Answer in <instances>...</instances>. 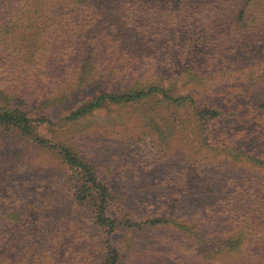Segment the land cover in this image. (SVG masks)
Returning <instances> with one entry per match:
<instances>
[{
    "label": "rangeland",
    "instance_id": "1",
    "mask_svg": "<svg viewBox=\"0 0 264 264\" xmlns=\"http://www.w3.org/2000/svg\"><path fill=\"white\" fill-rule=\"evenodd\" d=\"M120 1L115 0V7L107 11L113 23L122 18ZM59 7L54 8L57 20L67 11ZM72 16L79 23L69 26L68 33L85 19ZM68 33L64 40L49 43L48 79L31 75L14 91L18 96L15 102L31 116L53 114L52 123L38 124L40 134L52 141L38 143L18 128L0 123V237L11 252L7 264H99L107 254L102 242L108 229L97 223L89 197L75 196L86 177L81 168L66 162L60 152L63 147L96 166L101 179L116 194L109 215L118 224L122 222L111 239L121 254L119 264H196L209 247L207 240L235 233L239 195L251 197L253 207L264 208V168L245 160L235 164L234 153L224 149L241 135L248 149L263 153L264 134L257 132L258 123L246 126V119L236 122L224 116L225 120L212 127L218 142L193 152L186 132L166 119L160 109L159 118L151 120L156 117L152 104H111L65 121V108L100 90L93 84L73 90L74 57L58 63L63 58L60 50L72 44L67 42ZM209 77L215 78L204 75L198 82L205 99L220 100L219 106L229 109L228 100L243 96L231 87V82L240 83V78L211 83ZM214 84L217 86L210 90ZM251 97L253 101L242 105L240 113L264 100V81ZM162 129H167L168 137L161 140ZM156 217H167L170 222L150 223ZM199 233L204 242L197 237Z\"/></svg>",
    "mask_w": 264,
    "mask_h": 264
},
{
    "label": "trees",
    "instance_id": "2",
    "mask_svg": "<svg viewBox=\"0 0 264 264\" xmlns=\"http://www.w3.org/2000/svg\"><path fill=\"white\" fill-rule=\"evenodd\" d=\"M9 1H0L1 124L18 128L38 143L52 141L40 134L38 124L52 123L53 114L41 112L31 116L15 102L18 96L14 91L31 75L48 79L49 43L53 39L64 40L66 29L79 23L72 16L76 14L87 21L70 28L67 42L72 44L60 50L63 58L58 63L64 64L67 58L74 57L73 90L92 84L100 90L65 108V121L77 120L106 105L141 102L154 105L153 122L159 118L160 109L166 119L180 126L191 140L193 152L218 142L212 127L225 120L224 116L236 122L246 119V126L257 122V132L263 136L264 100L244 113L239 109L253 101L255 87L264 81V0H121L123 19L118 17L114 23L108 19L107 11L115 7V0ZM55 6L67 10H63L62 19L53 17ZM204 75L215 76L209 77L211 83L240 78V83L231 82V87L243 96L228 100L232 105L229 109L220 107V100L205 99L198 87ZM215 86L209 85V89ZM181 87L188 90L183 92ZM232 110L235 114H230ZM159 133L161 140L168 137L167 129ZM242 139L246 140L237 135L224 148L234 153L232 161L237 164L245 160L264 168V152L248 149ZM60 152L70 166L81 168L86 177L75 196L89 197L88 202L97 212V223L108 229L102 242L108 251L99 264H119L121 254L113 248L111 239L122 222L118 224L109 215L115 192L101 179L96 166L68 148L63 147ZM251 200L242 194L236 198L235 212L240 213L235 219V233L207 240L209 247L196 264H264V208L253 207ZM169 220L156 217L150 223ZM197 237L204 242L200 233ZM3 239L0 237V264H7L11 252L1 243Z\"/></svg>",
    "mask_w": 264,
    "mask_h": 264
}]
</instances>
